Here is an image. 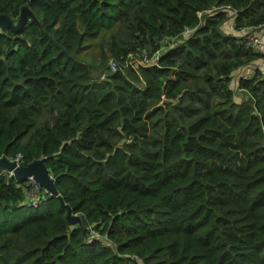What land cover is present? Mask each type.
Masks as SVG:
<instances>
[{
  "label": "trees",
  "instance_id": "16d2710c",
  "mask_svg": "<svg viewBox=\"0 0 264 264\" xmlns=\"http://www.w3.org/2000/svg\"><path fill=\"white\" fill-rule=\"evenodd\" d=\"M24 6L0 32V156L45 159L60 197L29 205L0 169V264H264V52L241 35L264 0L0 14Z\"/></svg>",
  "mask_w": 264,
  "mask_h": 264
},
{
  "label": "water",
  "instance_id": "95a60500",
  "mask_svg": "<svg viewBox=\"0 0 264 264\" xmlns=\"http://www.w3.org/2000/svg\"><path fill=\"white\" fill-rule=\"evenodd\" d=\"M30 15H32V13L26 6L22 8L20 18L16 23L13 22L10 16L0 14V29L4 32H7L8 30L17 32L26 23ZM0 169L11 172L18 182L27 181L32 177L41 188L45 189L49 193L50 198L60 197L59 192L55 186V181L50 175L49 170L46 166L45 159L35 160L26 166H19L16 162L11 161L9 158L1 157ZM63 206L68 210L67 218L70 223H74L75 221L79 220L85 223V218L83 216H73L71 214L70 207L64 204Z\"/></svg>",
  "mask_w": 264,
  "mask_h": 264
},
{
  "label": "built area",
  "instance_id": "2783aa9c",
  "mask_svg": "<svg viewBox=\"0 0 264 264\" xmlns=\"http://www.w3.org/2000/svg\"><path fill=\"white\" fill-rule=\"evenodd\" d=\"M227 9H231L230 6L226 7ZM236 14L237 12L233 10L230 13L229 17V28L230 29H235V24H236ZM264 27L261 29L263 30ZM248 30L242 31V35H246L245 39L247 40L248 44L254 48L256 52H264V34H262L260 31L256 32H251ZM0 32L2 30L0 29ZM185 31V33H187ZM148 61V60H146ZM111 65L112 69L116 70V63L114 60H111ZM256 68H260L262 72H264V60L261 59L260 62H256L255 65H251L250 67L247 68L245 77L249 78L250 74H252L253 70ZM2 156H0L1 158ZM11 161L16 162L19 166H23V156L21 154H18L15 158L10 159ZM10 176H14L11 172H8ZM27 196H26V201L29 203V205L38 207L42 201V199L45 198L46 194H49L45 189L41 188L39 184L31 177L27 180Z\"/></svg>",
  "mask_w": 264,
  "mask_h": 264
},
{
  "label": "crops",
  "instance_id": "0c3cea01",
  "mask_svg": "<svg viewBox=\"0 0 264 264\" xmlns=\"http://www.w3.org/2000/svg\"><path fill=\"white\" fill-rule=\"evenodd\" d=\"M258 31H260L262 34H264V29L263 30H258Z\"/></svg>",
  "mask_w": 264,
  "mask_h": 264
},
{
  "label": "rangeland",
  "instance_id": "374dc122",
  "mask_svg": "<svg viewBox=\"0 0 264 264\" xmlns=\"http://www.w3.org/2000/svg\"><path fill=\"white\" fill-rule=\"evenodd\" d=\"M242 34H243V33H241V35H242ZM146 58H147V57H146ZM146 58H144V59H145V62H147V61H146ZM238 99H239V98H238Z\"/></svg>",
  "mask_w": 264,
  "mask_h": 264
},
{
  "label": "clouds",
  "instance_id": "9594fccd",
  "mask_svg": "<svg viewBox=\"0 0 264 264\" xmlns=\"http://www.w3.org/2000/svg\"><path fill=\"white\" fill-rule=\"evenodd\" d=\"M3 33H5L3 30H2Z\"/></svg>",
  "mask_w": 264,
  "mask_h": 264
}]
</instances>
